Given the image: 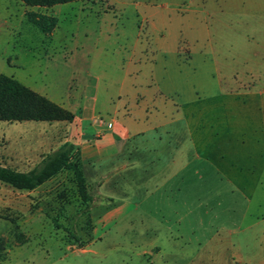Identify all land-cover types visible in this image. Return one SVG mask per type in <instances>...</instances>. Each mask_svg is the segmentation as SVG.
<instances>
[{
  "label": "crops",
  "instance_id": "1",
  "mask_svg": "<svg viewBox=\"0 0 264 264\" xmlns=\"http://www.w3.org/2000/svg\"><path fill=\"white\" fill-rule=\"evenodd\" d=\"M38 9L57 19L52 31L30 20ZM66 10L97 13V44L112 34L123 53L118 90L108 96L115 107L98 108L95 100L90 107L87 101L75 126L84 132L78 149L92 202L104 205L107 195L141 192L128 199L132 210L145 211L167 231L177 227L171 235L198 244L197 255L205 248L214 264H264V0H78L52 7L0 0V33L21 34L28 23L54 40ZM140 19L148 23L144 38ZM3 59L1 54L0 74L44 93L8 72ZM183 92L192 99L189 105L180 100ZM96 116L112 121V128L92 125ZM109 163L116 166L112 176L93 186L88 176ZM126 216L113 224L122 225ZM143 243L144 254L163 257L151 237Z\"/></svg>",
  "mask_w": 264,
  "mask_h": 264
},
{
  "label": "rangeland",
  "instance_id": "2",
  "mask_svg": "<svg viewBox=\"0 0 264 264\" xmlns=\"http://www.w3.org/2000/svg\"><path fill=\"white\" fill-rule=\"evenodd\" d=\"M44 12L32 10L35 14ZM63 18L62 28L54 40L45 38L39 30L41 27L27 22L21 34L0 33V42L5 41L0 45V55L4 56L1 61L6 70L29 80L44 95L49 94L50 99L70 104L68 109L78 119L76 123L0 122V162L5 165L29 170L70 138L80 148L78 141L84 132L75 126L81 125V108L87 104L92 107L94 100L98 101V108L115 107L108 96L112 98L119 87L122 50L114 47L112 34L109 40L106 37L97 44L102 30V19L97 13L66 10ZM140 20L138 27L141 26V38H144L148 23ZM126 21L133 24L135 18L129 17ZM181 53L184 58L188 56L185 45ZM189 64L185 65L190 69L186 73L192 75L193 65ZM183 93L180 100L183 105H189L192 99ZM187 112L191 114V110ZM104 166L99 167L102 171L88 176L93 186L98 187L101 176H112L116 167L112 163ZM134 192L107 195L105 206L93 203L81 195L77 177L68 169L35 191L19 190L0 182V264H214L205 255L207 249L201 250V256L197 255L198 244L171 235V230L177 234V227L167 231V225L146 218L145 211L132 210L135 203L128 199L135 200L142 194ZM101 198L96 195L97 200ZM126 214L122 225L113 224L114 218L120 215L124 219ZM151 228L154 231L148 232ZM150 237L163 247L162 259L144 254L147 247L143 248V242ZM179 253H188V256L178 257Z\"/></svg>",
  "mask_w": 264,
  "mask_h": 264
},
{
  "label": "trees",
  "instance_id": "3",
  "mask_svg": "<svg viewBox=\"0 0 264 264\" xmlns=\"http://www.w3.org/2000/svg\"><path fill=\"white\" fill-rule=\"evenodd\" d=\"M32 7H52L78 0H21ZM34 25L44 32H50L57 24L54 17L30 14ZM51 20V24H47ZM75 115L69 109L52 101L47 96L27 86L19 79L8 74H0V122H66L72 123ZM80 150L68 139L57 149L46 154L30 170H20L0 162V182L19 190H33L44 184L62 170H72L78 182L81 195L92 200L82 169ZM74 156L77 157L74 159Z\"/></svg>",
  "mask_w": 264,
  "mask_h": 264
},
{
  "label": "built area",
  "instance_id": "4",
  "mask_svg": "<svg viewBox=\"0 0 264 264\" xmlns=\"http://www.w3.org/2000/svg\"><path fill=\"white\" fill-rule=\"evenodd\" d=\"M92 124L99 126V127H105V128H112L113 126V122H111L110 120L107 119H103L101 117H94L92 119Z\"/></svg>",
  "mask_w": 264,
  "mask_h": 264
}]
</instances>
